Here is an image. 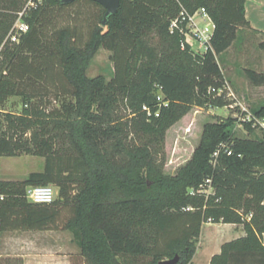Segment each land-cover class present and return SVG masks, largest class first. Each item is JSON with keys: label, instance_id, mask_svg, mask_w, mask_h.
Wrapping results in <instances>:
<instances>
[{"label": "trees", "instance_id": "obj_1", "mask_svg": "<svg viewBox=\"0 0 264 264\" xmlns=\"http://www.w3.org/2000/svg\"><path fill=\"white\" fill-rule=\"evenodd\" d=\"M27 2L0 0V111L11 98L23 101L21 114H7L8 130L0 127V159L31 153L46 162L44 171L24 181L0 179L5 196L0 235L68 231L85 264H161L177 255V264H190L194 242L211 221L242 225L245 232L224 243L211 264H264V141L234 140L232 124L237 120L205 126L193 159L175 180L181 190L168 198L152 192L140 177L145 154L130 152L129 168L113 163L122 149L118 137L128 130L114 115L121 101L150 114L144 129L158 137L192 107L225 101L214 98L210 89L221 87L214 82L221 70L217 57L232 47L240 29L251 28L247 0H121L105 27L106 9L92 0L68 5L44 0L26 10L30 29L20 43L6 40ZM75 5L79 17H89L83 23L69 21L68 10ZM183 8L208 11L216 25L214 52L194 54L170 32L171 21ZM153 32L172 43L159 59L148 54L144 60L142 40ZM259 47L264 51V40ZM100 49L112 54L114 77L109 82L87 75ZM247 75L254 86L264 87V73L249 69ZM48 99L59 107L48 111ZM255 115L264 118V107ZM27 130L33 131L32 148L19 135ZM109 141H116L112 150ZM221 144L232 154L221 151L215 160ZM238 181L252 186H239ZM49 185L58 190L52 204L28 201L29 187ZM114 185L135 195L108 201ZM209 187L214 194L206 192ZM0 264L23 260L0 258Z\"/></svg>", "mask_w": 264, "mask_h": 264}, {"label": "rangeland", "instance_id": "obj_2", "mask_svg": "<svg viewBox=\"0 0 264 264\" xmlns=\"http://www.w3.org/2000/svg\"><path fill=\"white\" fill-rule=\"evenodd\" d=\"M31 3L35 5L37 3L43 4L44 0H28L23 10ZM78 7L75 5L72 9L68 10V13L72 14V17H69L71 18L69 21H72L74 24V21L83 23L85 19L89 18L88 16L79 17L77 14ZM83 12H85L84 9ZM242 29L239 30L238 38L232 47L217 57L221 70L214 82L218 86L227 84L230 88V91H227L225 98H223L225 100L223 103L217 102L216 106L207 108L192 107L187 115L165 130L161 137L145 130L147 128L145 126L150 125V120L148 119L150 118V114L144 116L139 112H135L128 102L123 101L114 110L115 117L125 122L128 130L118 137L122 140V144L119 147V149H122L115 153L113 163L117 166L129 168L132 165L128 157L130 152L145 154L146 157L139 168L140 177L148 184L152 192L159 193L162 198H168L181 190V184L175 180L179 177L185 166L193 159L207 124H225L234 119L237 120L236 123L232 124L234 128V140L264 141L263 127L253 123L255 119L264 121V118H259L255 115L264 107V87L254 86L247 75L249 69L264 73V51L259 47L264 37L259 36L254 31L247 30L248 28ZM10 32L6 40L9 39ZM171 43L172 40L170 38L162 36L159 32L148 34L142 40L143 59L146 60L148 54L159 59ZM111 56L112 54L109 51L100 49L88 66V77L91 79L103 77L106 82L111 81L114 77V64ZM230 92L233 94V97L227 95ZM157 94L162 100V94L160 92ZM214 98L218 97L214 95ZM47 101H45L47 103L44 104V107L48 111L53 107H59V104L52 99H48ZM22 112V98H11L3 107V110L0 111L1 130H8L7 114L18 116ZM248 116H253L255 119H249ZM32 133V130H27L25 133L19 134L27 141L30 148L33 147L34 143ZM115 144L116 141H109V149L112 150ZM45 162V158L31 153L1 158L0 179L4 181H24L31 173L44 171ZM238 183L239 186H246V188L252 186L247 181H238ZM188 192H191V190L189 189ZM208 192L209 194H214L215 188H209ZM128 195L134 196L135 192H127L118 185H114L111 194L106 200L115 201ZM19 232L24 234L22 237L26 239V242L23 243V247H16V250H23L24 248H28L29 245L34 249L38 245L43 247L42 245L44 244H51L52 252H57V247L60 245L64 253L74 256L73 264H85V260L78 253H71L72 251H76V249L71 244L72 238L70 232L68 233L63 230L48 231L53 232L52 237H49V235L41 237L42 235L40 236L38 233H32L38 231ZM12 233H15V231H12ZM13 235L8 234L6 239H10ZM242 236H245L242 225L205 223L199 238L194 242L195 254L190 264H210V260L219 252L220 247L224 243L241 238ZM5 241L4 239L0 243V256H3L2 259H21V257L16 256L18 254L8 252V247L4 246ZM121 259L132 261L131 257H122Z\"/></svg>", "mask_w": 264, "mask_h": 264}, {"label": "built area", "instance_id": "obj_3", "mask_svg": "<svg viewBox=\"0 0 264 264\" xmlns=\"http://www.w3.org/2000/svg\"><path fill=\"white\" fill-rule=\"evenodd\" d=\"M32 7H35L34 3H31L25 10L18 14V19L9 35V39L13 43H20L21 38L29 31L30 27L29 24L24 21V16L26 15V10ZM215 29L216 25L205 8H200L193 13L183 8L179 16L170 23V32L172 34H178L182 38V48L189 49L191 52L198 55H204L210 51L214 52L212 38ZM227 91H230L227 84H223V86L219 88L213 87L210 89V93L218 98H225ZM227 95L233 97L231 92ZM248 117L249 119H255L253 116ZM254 121L253 123L260 125L264 129V121L257 119ZM221 151L228 153V155L232 154L226 144H221L214 154L215 160L218 158ZM208 184H211V180H208ZM192 194H195V192L192 191ZM26 196L28 201L32 203L52 204L57 199L58 190L52 185L29 187L26 191ZM4 199L5 196L0 194V202L4 201Z\"/></svg>", "mask_w": 264, "mask_h": 264}, {"label": "crops", "instance_id": "obj_4", "mask_svg": "<svg viewBox=\"0 0 264 264\" xmlns=\"http://www.w3.org/2000/svg\"><path fill=\"white\" fill-rule=\"evenodd\" d=\"M246 18L250 23L251 28H248L247 30L256 32L259 36L264 37V0H247L246 2ZM243 30V29H242ZM32 232V231H29ZM68 232V231H67ZM18 233V235H17ZM22 232L15 231V233H12V231L3 232L0 235V243L5 239L6 243L4 246L8 247L9 253H16L17 257H21L23 259L24 264H73V258L74 256L69 255L68 253H64L61 249L62 246H58L57 252H52V246L44 244L41 246H36L37 248L32 249V247L29 245L28 248H24L23 250H16V247L19 248L23 247L26 242V239H23L21 234ZM32 233H38L41 237H46L49 235V237H52L53 232L48 231H38V232H32ZM69 233V232H68ZM8 234H14L11 236V238L6 239L8 237ZM71 235V244L75 246L74 249L76 251H72V254L78 253L81 258L85 260V258L82 255V252L80 249L76 246V244L73 242V237ZM243 237V236H242ZM12 243V244H11ZM11 247V248H9ZM14 250H13V248ZM31 247V248H30ZM65 249V248H64ZM221 250V247H220ZM219 250V252H220ZM6 252V253H8ZM218 252V253H219ZM3 256H0L2 258ZM211 264V260H210Z\"/></svg>", "mask_w": 264, "mask_h": 264}, {"label": "water", "instance_id": "obj_5", "mask_svg": "<svg viewBox=\"0 0 264 264\" xmlns=\"http://www.w3.org/2000/svg\"><path fill=\"white\" fill-rule=\"evenodd\" d=\"M76 1L77 0H61V3L68 5ZM92 1L100 4L102 7L106 9L104 20L102 22V26L104 27L107 25L109 18L118 12L121 4V0H92ZM178 261H179V256L177 255L174 259L163 261L161 264H177Z\"/></svg>", "mask_w": 264, "mask_h": 264}]
</instances>
